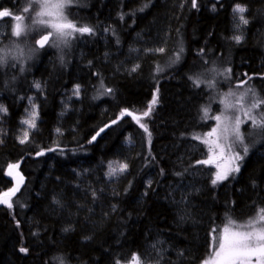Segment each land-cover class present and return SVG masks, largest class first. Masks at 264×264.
Returning <instances> with one entry per match:
<instances>
[{
    "label": "trees",
    "instance_id": "obj_1",
    "mask_svg": "<svg viewBox=\"0 0 264 264\" xmlns=\"http://www.w3.org/2000/svg\"><path fill=\"white\" fill-rule=\"evenodd\" d=\"M25 3L0 0V11L18 15ZM196 4L72 0L65 15L92 34L62 50H38L24 65L0 63V194L12 188L9 164H19L24 181L11 208L0 204V264H120L159 241L182 251L176 264H201L213 228L264 207V135L236 176L192 195L190 216L168 199L195 168L192 137L212 128L203 109L216 116L220 97L245 81L264 98V0ZM238 4L248 23L235 31ZM129 51L136 71L127 73ZM76 86L79 99L65 110ZM157 90L158 104L143 120L151 143L131 118L112 123L124 109L142 114ZM31 99L38 122L21 144ZM120 163L127 170L110 177L109 165Z\"/></svg>",
    "mask_w": 264,
    "mask_h": 264
},
{
    "label": "snow or ice",
    "instance_id": "obj_2",
    "mask_svg": "<svg viewBox=\"0 0 264 264\" xmlns=\"http://www.w3.org/2000/svg\"><path fill=\"white\" fill-rule=\"evenodd\" d=\"M38 3L40 5V10L36 12L38 19L35 21V23L45 25L53 30L52 32L41 35L40 38L36 40V44L40 48H44L47 44H49L50 40L54 46L59 47L61 44L66 46L68 44L69 38H72L73 33H93L92 28L86 26L78 27L68 19L67 15H65L64 9L72 3V0H56L54 3L52 0H38ZM192 5L193 7L197 6L196 0H192ZM24 11L29 12L30 8L25 7ZM233 11L240 14L239 19L242 24L246 25L248 23V20L243 16V13L246 11L244 6L238 4L235 6ZM4 17H11L18 22L13 28L12 35L15 37H20L25 31L22 24L24 17L10 13L8 10H2L0 11V18ZM44 17H51V19H44ZM53 37H55V39H53ZM234 39L237 41V43H239L241 37L235 36ZM158 51L163 52L164 49L161 48L158 49ZM0 53H2L0 54V63H4L9 53L6 50H0ZM23 54V50H17V55ZM177 59H179V56H177ZM132 71H136V68L134 67ZM227 71L230 72L231 70L228 69ZM193 82L197 87H199L202 83L200 80H194ZM35 86L37 89L40 88L39 83H37ZM208 86L213 87V84L210 82ZM74 91L76 95H79V86H76ZM106 91L111 92L112 89H106ZM233 95L234 93H227L224 98L220 100V103L224 105L225 112L235 107V104H233L230 100V97ZM244 95L245 94H241L239 100L242 101L244 99ZM253 96H255L254 92ZM157 104L158 90L153 94L151 101L148 103L147 110H145L142 114L136 115L130 110L124 109L120 113V116L116 120H113L112 123L115 124L118 120L123 119L124 117H131V119L134 120L139 125V127L144 130L145 133H147L149 143H151V132L149 131L148 125L144 123L143 120L144 118L151 116ZM262 104H264V100L257 98L251 103L249 107L244 110V116L251 120V123L254 127L264 130V111H262L259 116L252 115L253 111L259 109ZM0 111H6V109H4L3 106H0ZM203 113L204 119H215L217 124L215 127H212L211 131L207 132L204 136L194 135L192 137L193 140H197L200 143L207 145L209 152L207 159L198 160L196 163L212 165L216 160L223 159L225 154L228 155V158L232 163L243 159V156L234 151V142L230 143L229 140L230 137L234 136L235 141L243 144L244 138L240 131V125L244 121L237 117L235 122L232 123L225 113H221L220 115H216L214 117H209L208 107L203 109ZM36 119L37 112L35 110V106H33L30 118L22 120L21 123L27 125L29 129H32L36 127ZM110 126L111 125H107L106 127ZM103 131L104 129L101 128L100 131L96 133V136H99ZM28 135L29 133L24 131L23 138H21L19 142L24 144L28 138ZM96 136H93L92 140H95ZM212 137H214V139H209ZM49 150L53 151L54 149ZM243 151L246 155L248 152L247 146L244 147ZM38 155H43V152L38 153ZM215 167L220 169L221 165L215 164ZM18 168L19 164H9L6 174L12 176L14 170ZM127 168L128 165L126 163H120L116 166L110 164L108 175L111 177L118 173H123L127 170ZM239 170L240 167L238 164H236L234 168L231 166H226L223 171H217L215 173V178L212 180V184L215 185L219 181L227 179L230 172H239ZM16 176L19 177L16 186L9 191L0 194V204H6L9 208L12 207L11 198L15 196L16 192L19 191L20 183L23 181V177L19 176L18 172L16 173ZM210 235L213 237V256L208 260H205L204 264H253V258L254 264H264V207L260 208L256 217L249 220L247 224L234 226V222L229 220L228 224L223 228L222 235L216 228L211 230ZM20 251L27 252V249L21 248ZM132 261L133 264H140L139 257L135 255L133 256Z\"/></svg>",
    "mask_w": 264,
    "mask_h": 264
},
{
    "label": "rangeland",
    "instance_id": "obj_3",
    "mask_svg": "<svg viewBox=\"0 0 264 264\" xmlns=\"http://www.w3.org/2000/svg\"><path fill=\"white\" fill-rule=\"evenodd\" d=\"M52 2L54 3V2H56V0H52ZM25 7H29L30 11L25 12L24 11ZM39 10H40V5L38 3V0H26L25 6L22 10V13L18 14V15H21L22 17H24L22 24L24 26L25 31H24V33H22V35L20 37H15L14 35H12L13 28L15 27L16 23H18L17 21L12 19L11 17L0 18V50H6L9 53V55L6 57L5 61L21 62L22 63L21 65H24L25 62L33 59L35 57V54L39 52L38 51L39 49H37L35 47V41L41 35L53 31L50 27L35 23V21L38 19V17L36 16V12H38ZM64 13H65V9H64ZM233 14H234L235 31H238V29L240 27H242L244 24H242L240 22V19H239L240 14L235 13L234 11H233ZM245 14H246V11H245V13H243L244 17H245ZM44 19H51V17H44ZM72 23H74V22H72ZM74 24H76V23H74ZM7 25H9V29L6 27ZM77 26L81 27L79 25H77ZM6 28H7V32H8V40L4 44V43H1V40L3 38L2 36L6 35V33H5ZM85 34H88V33H85ZM85 34L73 33L72 38H69L68 44L66 46L63 44H61L59 47L54 46L50 40V42L46 48L54 49V50H62L63 48L71 47V44L74 42L73 40H76L77 38H79ZM53 39H55V37H53ZM18 49L23 50L24 54L23 55H17ZM132 52L133 51L128 52L127 55H129V58H126L125 61L122 63L123 66H121L122 71L127 72V73L133 72L132 69L134 68L133 65L127 64V63H131L132 59H134L136 56V54H132ZM0 54H2V53H0ZM245 82H242L238 85L233 86L232 88L227 90L220 97V100H221L224 98V96L227 93H230V92L234 93V95L230 97V100L232 101L233 104H235V107L232 109H229V110H227V112H225L224 105L221 104V110L217 114V115H220L221 113H225L229 117L230 122H232V123L235 122V119L237 117H239L242 121H244L240 125V131H241V134L243 135V138H244L243 144H240L238 141H235L234 136L230 137V140H229L230 143L234 142L233 143L234 151L239 153L241 156H243V159L236 161L235 163H232L229 160L228 155L225 154L223 159L216 160L215 163L212 165H203V164H197L196 163L195 168L191 172L188 180H186L184 182H180L177 185L171 186L169 188V192L167 194L168 199L170 201H172L173 205H175L176 207H179L180 209H183L185 211L188 210L189 216L191 214L190 209L195 208V205H194L193 199H192V195L199 194L209 186H216V185L220 184L221 182H223V181H225L231 177L236 176L238 174V172L233 171V172L229 173L227 179L219 181L215 185L212 184V180L215 178V173L217 171H223L226 166H231L234 168L236 166V164H238L239 167H241L243 160L250 153H252V150H253L252 148L258 146V144L263 139L264 130L257 128V127H254L251 123V120L244 116V110L247 107H249L251 105V103L254 102L257 98L262 99V100H264V98H262L261 96L256 94V91L254 90L253 85L250 82H248V81H245ZM75 89H76V87H74L72 89L71 96L68 97V99L65 100V102H64V104H65L64 109L65 110H67L70 98L76 99V100L79 99V95L75 94V91H74ZM36 90H37V88H36ZM249 90H251V91H249ZM79 92H80V89H79ZM253 92L255 93V96H253ZM241 94H245L244 99L242 101L239 100V97L241 96ZM242 105H243V107H242ZM33 106H35V110L37 112V107H36L34 101L32 99L27 101V106H26V109H25L24 114L22 116V120L30 118V114L33 110ZM262 111H264V104H262L259 109L254 110L252 115L259 116V114ZM4 115H5V111H0V121L2 120ZM136 115H138V114H136ZM129 118H131V117H129ZM37 122H38V114H37L36 124H37ZM216 124H217V121H215V119H213L212 127H215ZM20 125H21V129L18 133L19 140L21 138H23L24 131H27L29 133L33 129V128L29 129L27 125L22 124V123H20ZM211 129L208 132H210ZM206 133H204L201 136H204ZM209 139H214V137L209 138ZM245 146H247V148H248V152L246 155L244 154V151H243ZM217 151H219V150H217ZM189 152L193 153L198 160L207 159L209 156L208 146L200 143L197 140H195V142H193L190 145ZM215 164H220L221 165L220 169H217L215 167ZM17 172L20 173L19 168L15 169L13 174L17 173ZM12 188H10V189H12ZM9 190H7V191H9ZM13 197L11 198V202H12ZM1 205L8 207L6 204H1ZM256 215L257 214H255L253 217L246 219V220H243V221H233L234 226L247 224V222L249 220L253 219L254 217H256ZM223 228L219 229V232L221 235L223 232ZM208 249H209V255L206 257L205 260H208L210 257L213 256V250H212L213 249V237H212V235L209 236ZM145 254H146L145 257L137 256L140 259V264H162V262H166L167 264H176L183 253L181 250H176L175 248H172L170 246H165V245H163L162 241H159L158 243L149 245L147 247ZM132 258L133 257L125 258V259H123V261L120 264H133ZM204 261L201 264H204ZM253 264H254V258H253Z\"/></svg>",
    "mask_w": 264,
    "mask_h": 264
},
{
    "label": "water",
    "instance_id": "obj_4",
    "mask_svg": "<svg viewBox=\"0 0 264 264\" xmlns=\"http://www.w3.org/2000/svg\"><path fill=\"white\" fill-rule=\"evenodd\" d=\"M39 38H40V37H39ZM39 38H38V39H39ZM47 46H48V44H47L44 48H40V47L36 44V41H35V47H36L37 49H39V50L45 49ZM19 176H22V175L19 173ZM8 177H9L11 183H12V187L14 188V187L16 186V184H17V181H18L19 177L16 176V173H14L12 176H9V175H8ZM23 184H24V181H22V183H20L19 189L23 186Z\"/></svg>",
    "mask_w": 264,
    "mask_h": 264
}]
</instances>
